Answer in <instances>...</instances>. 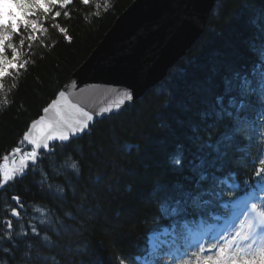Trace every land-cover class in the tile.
<instances>
[{
  "label": "trees",
  "instance_id": "obj_1",
  "mask_svg": "<svg viewBox=\"0 0 264 264\" xmlns=\"http://www.w3.org/2000/svg\"><path fill=\"white\" fill-rule=\"evenodd\" d=\"M132 1L72 0L55 21L40 17L48 30L26 40V70L6 80L12 91L10 106L0 105V159L17 146L31 150L20 143L30 123ZM263 57L264 0H218L205 32L161 83L68 144H53L0 187V196L45 205L60 221L47 230L50 241L16 239L0 257L7 264H124L148 251L150 234L216 224L230 216L233 199L262 193L264 161L249 127L263 108L252 91ZM48 156L78 162L77 173L55 177L62 194L41 184Z\"/></svg>",
  "mask_w": 264,
  "mask_h": 264
},
{
  "label": "water",
  "instance_id": "obj_2",
  "mask_svg": "<svg viewBox=\"0 0 264 264\" xmlns=\"http://www.w3.org/2000/svg\"><path fill=\"white\" fill-rule=\"evenodd\" d=\"M217 2L133 0L117 16L87 59L71 74L63 87L66 91L62 88L45 108L46 113L60 106L73 113L93 116V121L84 132L70 133L68 142H52L49 145L51 151L53 144H68L86 133L97 121L132 106L148 90L161 83L205 32ZM76 82L79 85L77 88ZM126 91L131 92L132 99L116 108ZM110 109L113 110L105 112ZM51 151H41L38 156ZM7 156L9 160H14L16 167L19 166V154L11 152ZM1 162H5L3 158ZM36 164L29 163L26 169ZM18 207L24 209L22 200L14 209ZM11 211L9 216L12 219H22L21 215L19 218L12 216Z\"/></svg>",
  "mask_w": 264,
  "mask_h": 264
},
{
  "label": "snow or ice",
  "instance_id": "obj_3",
  "mask_svg": "<svg viewBox=\"0 0 264 264\" xmlns=\"http://www.w3.org/2000/svg\"><path fill=\"white\" fill-rule=\"evenodd\" d=\"M71 0H25V8L22 15L16 18L15 23L9 19L6 22L0 23V105L10 106L8 96L12 89L6 85V80L15 79L22 70H26L28 65L27 60L22 59V49L26 44V40L37 37L38 34L46 32L48 29L44 27L40 17L43 16L45 20L51 15L53 21L61 16L60 11L54 9L59 6L61 8L67 7ZM83 5L88 6L90 0H82ZM100 7L99 4L96 5ZM64 15H69L65 12ZM98 15V13H97ZM53 27L58 29L68 42L72 41V36L69 35V30L62 27L59 23H54ZM26 30L28 35H22V31ZM19 37V45L14 40ZM30 46V45H29ZM10 52V54H9ZM79 87L77 82L75 88ZM66 91V87L63 88ZM83 88H81V91ZM59 95V91L56 93ZM132 94L126 91L123 97L117 102L119 108L125 101H130ZM51 102V101H50ZM49 102V103H50ZM42 108V115L33 120L29 129L23 134L20 142L25 147L30 148V151H25L23 147L17 146L13 149V154H19V166L9 167L7 161L8 156L3 157L4 163H0V187L17 178L23 176L26 171V166L29 163L37 162L40 157L38 153L49 150V145L52 142H68L70 140V133L72 135L82 133L88 128L89 123L93 121V116L85 115L83 113H73L67 111L60 106L50 109L47 113L45 108ZM113 109H110V112ZM41 117L44 119L41 120ZM181 161L177 160V164ZM261 171H264L262 169ZM12 199L19 204L21 198L19 195L13 196ZM11 215L19 218L21 209H12ZM259 218L264 223V211L259 213ZM31 233L37 234V228L30 226ZM252 224L245 221L241 229L236 231L231 240L221 242L220 244H211L207 252L214 254H206L204 247H201L197 252L192 253L190 258L185 260L183 264H264V247L253 249L251 246L247 248H238L233 250L232 243L237 238L248 239V233L251 231ZM12 225L8 224L9 238H11ZM7 264V262H5Z\"/></svg>",
  "mask_w": 264,
  "mask_h": 264
},
{
  "label": "rangeland",
  "instance_id": "obj_4",
  "mask_svg": "<svg viewBox=\"0 0 264 264\" xmlns=\"http://www.w3.org/2000/svg\"><path fill=\"white\" fill-rule=\"evenodd\" d=\"M24 8L25 0H0V23L6 22L9 19L15 23L16 18L22 15ZM65 8L57 6L54 12ZM260 75L258 85L252 91L258 96L259 101L263 104V108L256 114L255 127H249V134L257 139L258 152L261 153L260 160L264 161V146L262 145V138L264 136V69L261 70ZM47 160L52 162L50 173L41 170V184L51 194H62L63 185L57 182L55 177L59 175L65 177L67 172L70 171L77 173V171L69 167L74 160L68 159L62 164H57V161L52 156H48ZM7 163L10 168L16 167L13 160H9ZM262 188L264 190V185ZM260 197H253V199L252 196H248L242 203L240 202L241 205L239 201H233V215L231 219L226 221L228 224L222 223L227 226L221 229L219 228L221 224L217 228L207 229L203 227L198 231L177 229L175 225L163 228L161 231L149 236L148 251L143 256H138L134 261L125 262L124 264H183L185 260L190 258L192 253L197 252L201 247L205 248L206 254H214V251L207 252L208 247L211 244H220L221 242L231 240L236 231L241 229L245 221L252 224L251 231L247 234L248 239L237 238L234 240L232 243L233 250L249 246L253 249L264 247V223L260 221V218L250 205V201L255 202L256 200L257 204L262 206L264 199L262 196ZM17 204L14 200L11 201L3 195L0 196V251L3 253L10 252L7 247L8 243L15 246L16 239L34 235L31 233L30 226L34 225L37 228L36 236L50 241L47 230L56 231L55 226L60 223L54 211L39 203H23L24 209L21 210L22 219L19 221L14 220L9 216V212L16 208ZM37 206L47 209V211L41 213L37 210ZM8 219L11 220L10 223L12 225L11 238H9L8 233L9 222L6 221ZM0 264H5V261L1 257Z\"/></svg>",
  "mask_w": 264,
  "mask_h": 264
},
{
  "label": "clouds",
  "instance_id": "obj_5",
  "mask_svg": "<svg viewBox=\"0 0 264 264\" xmlns=\"http://www.w3.org/2000/svg\"><path fill=\"white\" fill-rule=\"evenodd\" d=\"M69 167L72 169V170H75V171H79V167H78V162L76 161H73ZM37 210L40 211L41 213H44L47 211V209H44V208H40L39 206H37Z\"/></svg>",
  "mask_w": 264,
  "mask_h": 264
},
{
  "label": "bare ground",
  "instance_id": "obj_6",
  "mask_svg": "<svg viewBox=\"0 0 264 264\" xmlns=\"http://www.w3.org/2000/svg\"><path fill=\"white\" fill-rule=\"evenodd\" d=\"M240 202H241V201H239V204H240ZM237 204H238V203H237ZM224 223H225V222H224ZM218 226H219V225H218ZM218 226H217V227H218ZM225 226H227V225L221 223V225L219 226V228L221 229L222 227H225ZM217 227H216V228H217ZM226 228H227V227H226ZM216 231H217V229H216Z\"/></svg>",
  "mask_w": 264,
  "mask_h": 264
},
{
  "label": "flooded vegetation",
  "instance_id": "obj_7",
  "mask_svg": "<svg viewBox=\"0 0 264 264\" xmlns=\"http://www.w3.org/2000/svg\"><path fill=\"white\" fill-rule=\"evenodd\" d=\"M6 221H7V222H11V220H9V219H8V220H6Z\"/></svg>",
  "mask_w": 264,
  "mask_h": 264
}]
</instances>
